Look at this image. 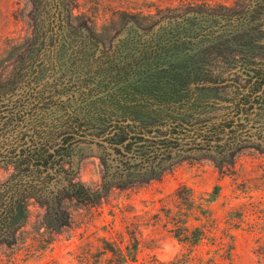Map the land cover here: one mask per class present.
<instances>
[{"label":"rangeland","instance_id":"rangeland-1","mask_svg":"<svg viewBox=\"0 0 264 264\" xmlns=\"http://www.w3.org/2000/svg\"><path fill=\"white\" fill-rule=\"evenodd\" d=\"M76 1L80 11L95 16L97 29L103 31L113 10L147 12L154 11L155 7L186 3L230 5L234 0ZM256 4L261 12L249 27L258 25L264 31V0H251L247 2V8ZM31 8V0H0V105L8 104L10 100L11 105L23 100V84L19 86L17 81H22L24 75L29 78L36 75L19 71L22 63L27 65L34 61L44 43L39 36L31 34L33 19L28 17ZM255 37L260 39L257 41L259 45L253 48L257 56L252 63L264 72V34H255ZM28 38L32 41H27ZM54 57L43 58L44 79L53 85L55 82L59 84L55 79L63 77L68 86V64L63 63L64 57L61 62ZM234 64L240 63L219 61L216 67L233 68L231 72H234ZM14 79L16 86L12 85L15 90L11 98L9 84ZM243 89L241 93L251 101L254 92L248 94L247 89ZM217 91L216 99L201 108L203 120L190 123L194 125L195 133L182 135L179 143L162 149L166 150L165 153L157 155L154 163H151L154 154L160 152H152V144L146 141L131 144L127 147L131 153L126 156L124 147L130 144V140L117 144L115 140L122 134L115 131L95 139V134L71 139L61 161L74 174L75 182L88 190V198L63 200L57 211V207L50 206L51 210L48 203L43 204L45 202L37 197L31 199V217L24 224L25 232L19 237L20 243L29 249L41 245L48 248L37 255L27 250L13 256L0 253V264H110L111 255L102 256L98 252L103 246V238L123 250L138 241L136 260L127 257L120 264H264V102L260 100L263 110L259 111L262 114L258 117L254 116L258 112L257 106L251 109V102L248 104V115L243 116L248 120L244 129L231 127L221 132L219 126L234 119V108L240 96L236 87L228 82L217 86ZM263 92L264 84L255 95H263ZM47 108L50 110L42 129L49 135L44 136H47L44 142L52 141L51 145H55L63 138L56 139V134H62L63 129L75 133V128H72L70 114L61 110L57 121L51 112L55 106ZM4 114L0 113V149L18 151L25 147L22 139L25 129L18 117ZM59 126L61 128H56ZM163 132L162 129L160 133ZM144 138L159 140L168 136L151 134ZM27 139L26 146L34 144L28 146L30 149L37 146V140ZM208 139L210 144L205 143ZM58 147L49 148L48 152L52 153ZM142 159L148 163H141ZM16 164L0 163V186L24 172L25 166ZM40 171L43 178L48 173H42L43 168ZM216 186L219 187L217 199L212 203L205 202ZM183 187L194 192L193 202L183 200L188 195L183 190L176 196L178 189ZM189 204L194 206L193 209ZM207 211H210L216 227L207 228L210 232L206 233V239L197 246L180 241L179 227L186 217L190 215L188 225L199 227L205 221ZM57 212L63 220L57 217Z\"/></svg>","mask_w":264,"mask_h":264},{"label":"trees","instance_id":"trees-1","mask_svg":"<svg viewBox=\"0 0 264 264\" xmlns=\"http://www.w3.org/2000/svg\"><path fill=\"white\" fill-rule=\"evenodd\" d=\"M249 1L234 0L230 5L186 3L155 7L154 11L147 12L113 10L103 31H99L95 16L80 11L76 0H31L32 15L28 14L33 19L31 34L39 36L44 43L34 61L27 65L22 63L19 67L20 72L36 73L30 78L24 75L22 81H17L19 86L23 84V100L13 105L11 100L0 105V113L18 117L25 129L22 135L25 147L18 151L0 149V163L25 166L24 172L0 186V253L13 256L27 250L37 255L48 248L41 245L29 249L20 243L19 237L25 232L24 224L31 217V199L37 197L45 202L40 203L57 207V211L63 200L88 198V190L75 182L74 174L61 161L71 139L88 138L90 134H95V139L115 131L122 134L115 140L117 144L130 140V144L124 147L126 156L131 153L130 149L127 150L131 144L140 141L152 144V152H160L154 154L151 162L154 163L157 155L165 153L166 150L162 149L179 143L182 135L195 133L194 125L190 123L203 120V106L216 99L217 86L225 82L236 87L240 97L234 108V119L220 125L219 131L231 127L244 129L248 120L243 116L248 115L250 102L251 109L252 106L258 109L254 116H261L259 111L264 106L260 100L264 102V92L259 96L255 94L264 84V72L256 69L252 61L257 56L253 48L259 45L257 41L260 39L255 34L262 35L264 31L258 25L249 27L261 12L257 4L247 8ZM50 55L58 62L64 57L63 63L68 64V86L63 77L54 80H59V84L51 85L45 81L43 58ZM229 60L240 63L234 64L236 71L216 67L217 62L228 63ZM246 65L253 66L246 69ZM15 83L14 79L9 84L11 98ZM12 85L15 86L12 88ZM242 87L248 94L254 92L251 101L241 93ZM47 106H55L51 112L57 121L61 110L70 114L72 128H75V133L63 129L62 134H56V139L63 138L55 145H51L52 141L44 142L47 137L44 136L49 135L42 129L50 110ZM37 127L42 129L41 132L36 131ZM162 129L164 132L160 133ZM151 134L168 138H144ZM28 137L32 142L37 140L35 148L28 147L34 144L26 146ZM153 143L160 147H154ZM205 143L210 144L211 140ZM58 145L52 153L48 152L49 148ZM141 163L147 164L148 160L142 159ZM40 168H43L42 173L48 172L44 178ZM182 190L188 193L183 200L193 202L195 195L191 189H178L176 196ZM218 191L219 187H214L205 202H214ZM189 207L193 209L194 206L189 204ZM206 214L199 227L188 225V215L179 227V240L197 246L206 239V233L210 232L207 228L216 227L210 211ZM58 216L64 219L57 212ZM103 240L98 252L102 256L110 254V264L124 263L127 257L136 260L137 240L131 247H124L127 255L116 243Z\"/></svg>","mask_w":264,"mask_h":264},{"label":"water","instance_id":"water-1","mask_svg":"<svg viewBox=\"0 0 264 264\" xmlns=\"http://www.w3.org/2000/svg\"><path fill=\"white\" fill-rule=\"evenodd\" d=\"M97 141H99V140H97Z\"/></svg>","mask_w":264,"mask_h":264}]
</instances>
